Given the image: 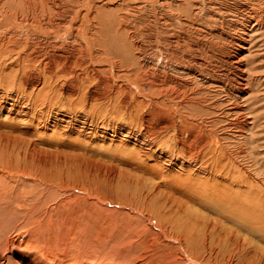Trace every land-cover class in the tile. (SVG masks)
I'll return each mask as SVG.
<instances>
[{
    "label": "rangeland",
    "instance_id": "rangeland-1",
    "mask_svg": "<svg viewBox=\"0 0 264 264\" xmlns=\"http://www.w3.org/2000/svg\"><path fill=\"white\" fill-rule=\"evenodd\" d=\"M0 1L3 3L0 13L3 14L5 8L12 10V19L8 24L0 27L5 31H3L5 35H0V40L2 39L0 44L3 45L0 48V71L2 72H0V264H30L28 255L31 252L38 251L39 246L46 245L48 239H57L59 237L58 230L56 228L51 231L45 229V220L42 221L44 225L42 229L36 231L31 229L34 222L47 217L51 209L66 200L82 202L76 215L83 214L86 217L84 222L87 223V226L85 224L82 226L86 232L90 233L88 234L90 236H83L81 240L85 243L83 244L85 254L91 257L88 260L90 264H98L97 261H105V264H107L114 258H121L122 260L119 259V262L122 261L124 264H142L141 262L138 263L141 255L147 251L153 239H156L159 235L158 217L167 226H169L168 219H175V223L178 221L186 224L199 222L196 226L197 232H195L197 239L201 242H205V239H207L206 242L209 247H216V251L219 252L218 257H221L219 260L223 263L227 252L219 246L230 242L233 248L236 234L249 242H247V249H244V254H241L243 259L240 264H247L249 259L256 257L257 254L264 255V251L254 244L255 242L264 248V240L261 241L259 235L250 232L247 226L242 225L241 227L235 224L234 222L239 223L241 221H232L226 210L228 205L221 206L222 209L219 210L220 208L214 206L215 201L205 196L203 191L206 190L210 178L207 177V172L203 168L208 167L210 169L212 161L204 158V156H199V148L196 149L195 145L189 147L188 144L185 148V146L182 147L179 144L180 129L178 121L176 126L165 128L159 119V121L156 118L154 120L150 115V111L147 112V108L151 110L148 105L149 98L135 86L134 75L127 71L135 58L138 57L140 49L147 54L149 53L148 56L153 58L154 47H160L159 42H154L159 37L156 34L157 39L155 37H153L155 40L144 37V40L141 36L139 37L140 40H137L138 45L134 46L133 39H127L117 33L116 30L119 25L116 23V16L118 13L129 11L130 20L136 19L138 21L139 19L136 16H140L142 18L140 20L145 23L149 20L146 12L152 11V9H145V14L142 6L144 4L141 0H122L121 2L125 4L129 2L128 6L125 5L123 8L119 0H117L118 2L116 0H106L109 5L104 2L105 0H96L93 4V10L88 16L89 19L86 18L85 21H82L80 18L73 24L69 23L73 25V29L80 30L79 38L76 40L75 38H67L73 29L71 28L67 33L68 25L64 20L59 25L60 27L63 25V27L57 30L55 28L44 30L42 26H37V37L35 38V34L30 35V38H35L40 43L38 47L43 54L38 52L37 56L33 55L36 54L33 52L34 50L25 51L24 49L22 52L24 46L19 47L27 27H29V23L23 20L21 12L16 10L20 6L14 0ZM110 1L112 3H109ZM111 5L113 6L111 7ZM139 6H142V12H139L138 9L135 10L136 12L133 11L134 8ZM84 8L78 9V11H81V15L84 14V11H87ZM234 8L242 10L239 6ZM95 9H97L96 12H94ZM156 11L159 12L157 9L154 10V12ZM260 12L261 10L258 11V13ZM247 13L246 24H251V22L254 24L258 16H254L250 12ZM233 16H231L232 20L244 21L242 16ZM1 20L3 22V18ZM69 20L70 18L67 19V21ZM94 24H97L96 27ZM234 24L239 23L234 21ZM144 25L147 26V23ZM42 30L47 31V33H42ZM88 31L89 33H87ZM93 33L98 34L101 42L92 40L88 44L85 35H92ZM45 35L47 36L45 37ZM58 37L64 39L63 42ZM54 38L58 39L54 40ZM213 39L218 40L223 48L228 45V48L226 47L223 50L225 53L231 50V42L224 36L218 39L213 37ZM30 40L28 39L29 45L32 44ZM54 41L57 44L62 42V45L48 46L50 42V44L53 43L52 45L56 44ZM67 41L69 43L75 41L74 44L77 46L78 54L76 53V59L71 65L72 69L66 66L67 61L62 55L68 47L69 43ZM234 42L236 43L234 45L235 50L241 54L242 63L236 64L238 68L234 69L231 65L233 63L225 61V53H221L223 56L217 54L216 69L218 68V74L223 76L225 80H233V83H235L238 78V83L247 86V92L244 94L243 100L238 96L233 99L229 97L230 93L226 94L224 92L226 90L221 88L223 84H220L219 80L216 79L218 82L213 83V85H203L201 92L207 101L203 105H196L193 112L204 117H210L209 114L214 115L216 113L217 132L222 137H220L222 139H220L221 145L223 144L222 150L226 149V152L223 153H227L226 156H229L228 152L239 154V156L235 155L238 170L244 168L253 172L257 171L262 177L261 185L264 187V27L254 31L245 45L236 38ZM139 44L141 45L139 46ZM149 44H151L149 46L151 50H148V46H146ZM85 45H88L89 54L86 52L87 46ZM29 48L32 49V47ZM55 48L56 51H54ZM47 50L49 55L48 53L45 54ZM24 51L33 53L31 59L30 56L28 59ZM95 52L96 54H94ZM21 53L22 55H20ZM85 53L87 54L85 55ZM42 55L45 56L41 58ZM88 55L91 56L88 57ZM104 55L106 56L104 57ZM48 58H50L48 62L46 61L48 65H45L43 61L45 62V59L48 60ZM83 58L88 59L84 60ZM112 58L113 60H116L115 58H117V61L119 60L115 66L109 64ZM21 59L22 61H20ZM39 60L41 61L39 62ZM79 60L83 62L79 63ZM85 61L87 66H85ZM81 63L82 66L78 65ZM89 63L92 64V67ZM118 64L123 67L120 68ZM86 71L89 76L85 74ZM220 71L222 72L220 73ZM99 74L101 78H99ZM107 75H109L108 78L112 84L108 85L109 79H104ZM116 80L118 84H116ZM125 85H128V87H124ZM79 86H82L83 89ZM110 86L112 92H110ZM219 86L222 93L217 91ZM107 88L109 89L107 90ZM116 88L118 94L117 92L114 93ZM147 91L148 89L145 88V92ZM132 94L134 99L136 97V101L133 99ZM142 95L145 97L144 99ZM139 99L144 102L141 103ZM221 99H226V102L220 101ZM144 104L149 107H144ZM131 105L141 114L136 113V115L135 112H132L135 110ZM136 105L137 107H135ZM243 106L245 109H241ZM144 110L146 113L143 112ZM135 115L137 117L134 118ZM147 117L153 120H149ZM245 118L249 119L248 122L250 121V124L246 127L241 123ZM137 121L139 123H136ZM142 121L143 123H141ZM173 132H178V135ZM237 173L238 171H235L234 175L237 176ZM254 182V185L258 184L257 181ZM69 184L80 186L84 191L77 188L75 190L69 189L72 188ZM67 186L69 187L67 188ZM154 186L157 187L155 190H153ZM88 190L90 191L89 194L86 193ZM147 192L148 198L144 202L142 198L143 195L146 196ZM96 196L101 201V203L98 202V205L95 203L97 201ZM88 198L92 203H88ZM23 199L26 201L24 202ZM22 201L28 208L27 210L22 208ZM130 202H132L131 205L128 204ZM152 205L157 206L155 208H158V217L153 215L152 207H150ZM144 207L146 210H144L143 215ZM66 214L65 211L63 213L60 211L54 219L66 216ZM107 217L114 220V222H111V227L104 221ZM101 224L107 226L108 229L103 232L100 228V232L107 234L112 232V237L109 240L97 243L93 240L95 238L91 236L92 233H99L97 230ZM142 231L145 232L144 239L139 236ZM231 237L232 241L229 240ZM129 238L135 241L127 243V248L124 249L123 253L118 252V247L127 242L126 239ZM222 239L226 243L220 242ZM250 239L253 243H250ZM16 251H20L21 255H18ZM183 251V247L179 248L176 241H166L157 250H151V253L147 252L150 253L149 255L152 254L148 259L152 262L148 263L172 264L175 258L178 260L176 256L181 255L182 257ZM120 254L121 256L116 257ZM40 255L39 258L41 259L42 256ZM173 255L174 257L171 259ZM195 256L192 254L185 255L182 262H175V260L173 264H218L217 259L209 263L208 259H195ZM31 260L35 264H41L33 258ZM70 262L71 260L68 259L60 261L62 264H69ZM236 262H239V258Z\"/></svg>",
    "mask_w": 264,
    "mask_h": 264
},
{
    "label": "bare ground",
    "instance_id": "bare-ground-1",
    "mask_svg": "<svg viewBox=\"0 0 264 264\" xmlns=\"http://www.w3.org/2000/svg\"><path fill=\"white\" fill-rule=\"evenodd\" d=\"M95 1L96 0H14V2L20 6V7H17L16 10L18 12H21V16H22L23 20H25V21H27V23H29V27H27L28 31L27 30H26V32L24 31L25 33H24V37L22 38L23 40L20 41L21 45L20 44H19L20 46L18 44L17 45L19 47L24 46V48L22 47L23 48L22 52L24 49H25V51L26 50H32V51L34 50L33 52H35L36 54H33L30 51H28V52L24 51L25 54L27 55L28 59H29V56L31 59L32 54L37 55V54L41 53L40 52L41 50L38 47V45H40V43L38 40H35V38L37 37V34H36L37 26H42L44 28V30H49L50 28L51 29L55 28V30H57V29H60L63 27V25H61V27L59 25L63 22L62 20H64L67 22V25H68V29H67L68 32L67 31L66 32L69 33V30L73 27V25H71V24L80 20V18L82 19V21L83 20L85 21L86 18L89 19L88 16H90L89 14L93 10V6H94L93 4ZM111 1L109 3H112ZM119 1H120L119 3L122 5V8L125 5L128 6V4H129V2H128V4H125L124 2H121L122 0H119ZM141 1L143 2L142 4H144V5H142L143 9H144V13H145V9L146 10L148 8L152 9V11L150 10L149 12H146L148 14L145 13L148 16V17L147 16L146 17L149 18V20L147 22H145V23H147V26L144 25L145 23H143L140 20V19H142V18H140V16L135 15L137 17V19H139L138 21L134 18H133L134 20H130V18H129L130 14H129V11H127L125 13H118L117 14L116 23L119 25L118 26L119 28H117L116 31H117V33L126 37L127 39H133L132 41H133L134 46L138 45L137 40H140L139 37L142 36L143 37L142 39H144V37L145 38L149 37V39L150 38L154 39L153 37H155V35L158 34L159 39L154 41V42L155 43L159 42L160 47H157V48H156V46L154 47L156 50L154 49L155 53H153V58H150L148 56L149 53L147 54V53L143 52L142 49H140L138 52V57L135 58V61L132 62L133 63L132 65L129 64L130 67H128V69H127L128 72H130L131 74L134 75L133 80H135V83H136L135 86L140 90V92L146 94V96L149 98V101H148L149 104H148V102H146L147 100L145 101V103H147L150 106L151 110L147 108V112L149 110L150 115L154 118V120H155V118L157 120L159 119L160 122L163 123L165 128H168L171 126H176L177 121L179 122V125H178L179 129H180V137H178L179 142H180L179 144H181L182 147L185 146V148L188 144H189V147H192L195 145L196 149L199 148V151H198L199 156H204V158H208L209 160L212 161V165H211L210 169H208V167L203 168L207 172L206 173L207 177L210 178V182L207 183V187L205 188L206 190L203 191L205 193V196L213 199L215 201L214 206H216L217 208H220L219 210L222 209L221 206L228 205L226 210L230 214L229 217L232 219V221H237V220H238V222L241 221V222H239L240 224L234 222L235 224H238L241 227H242V225L247 226L248 229L250 230V232L255 233L256 235H259L258 237L261 238V241L264 240V187L261 185L262 177L257 173V171L253 172V171H250L248 169L245 170L244 168H242L243 170H238V167L236 165L237 162L235 160V155H237V154L228 152L229 156L228 155L226 156L227 153L226 154L223 153L226 149L224 151L222 150V145H223V144L221 145V140H222L221 138L222 137L220 136V133L217 132L216 122H215V119L217 117L215 115L216 113L214 115L209 114L208 116H210V117H204V116H200L199 114H196L193 112V108L196 105H199V104L203 105V103L204 102L206 103V101H207L206 97L201 92L203 85H213V83L218 82V81H216V79L219 80L220 84L221 83L223 84V87L221 85L220 86L222 89H225L227 91V92L226 91H224V92L226 94L230 93L228 95L229 97H232V99H233L235 96H238L241 100H243V96L247 92L246 91L247 86H244V84L238 83L237 82L238 78L237 79L235 78L236 82L233 83L234 82L233 80L227 81L223 78V76H220L218 74L219 70H218V68L216 69V67H217L216 66L217 54H220V55H221V53L224 54L225 51H223V50L228 45H226V47L224 46V48L221 47V44H219V41L216 39H213V37H216L218 39V38L224 36L225 38H227L231 42V44H230L231 46L229 45L231 47V50L230 51L228 50L229 52H226L224 55L226 58L225 61L229 62V63H233V64H231L232 67L234 69H237L238 68L237 65L242 63L241 62L242 59H240L241 54L238 53L239 51L237 52L235 50L236 48L234 47V45L236 43L234 42V39L236 38V40H239L242 44L245 45L246 42L249 40V38H251L254 31L264 27V0L263 1L262 0H141ZM228 1H230V2H228ZM104 2H106V0ZM106 3H107V5H109L108 2H106ZM120 4H117V5H120ZM112 6L113 5H111V7ZM142 6L141 7L139 6L137 8L133 7L134 8L133 11L138 9L139 12H142ZM235 6H239V8H242V10L240 11L238 9H235L234 8ZM2 7H3V3H1V1H0V8H2ZM84 7L86 8L87 11H84V14L82 13L83 15H81V11H78V9H81ZM129 8H131V7H129ZM156 9L159 10V12L158 11L154 12V10H156ZM96 10L97 9H95L94 12H96ZM259 10H261L260 13H258ZM244 11L250 12L254 16H258L257 21L254 22V24H252V22H251V24H246L245 18H246L248 13L247 12L245 13ZM130 13H132L131 10H130ZM149 13H150V15H149ZM152 13H154V14H152ZM133 14H135V13H133ZM0 15H1L0 27H2V25L8 24L9 21L12 19L11 18L12 17V10L5 8L3 10V14L0 13ZM31 15H32V17H30ZM132 15H131V17H133ZM233 15L234 16H242V19L244 21L242 20L243 22H240L238 20H232L231 16H233ZM149 16H151V17H149ZM143 17H145V16H143ZM1 18H3V22L1 20ZM68 18H70L69 21H67ZM129 20H130V22H129ZM249 20H251V19H249ZM17 21L19 22L18 19H17ZM234 21L239 23V24H234ZM94 22H95V20H94ZM247 22H249V21H247ZM69 23H71V24H69ZM132 23H133V25H131ZM42 24H44L45 26ZM83 25H85V24H83ZM94 25L96 27L97 24H94ZM227 25L228 26L230 25L231 27L230 26L228 27ZM74 28H76V27H74ZM87 28H90V27H87ZM44 30H42V33L46 34L47 31L44 32ZM3 31L4 30L2 28H0V35H5V33H4L5 31L4 32ZM87 33H89V31ZM32 34H35V38H30V35H32ZM69 34H70V36L67 37L68 39L69 38H75V40H76L77 38H79L78 36L80 34V30L79 29H73ZM47 35H45V37ZM38 36H40V35H38ZM85 36L87 37V40H88L87 43L88 44H90L89 42H91L92 40H98L97 42H101L100 38H98L97 33H93L92 35L87 34ZM244 36H246V37H244ZM58 38H54V40H57ZM67 38H66V40H68ZM155 38L157 39V37H155ZM28 39H31L30 42L32 44L29 45ZM149 39H148V41H149ZM60 40H62V42H63L64 39H60ZM225 41H227V40H225ZM33 42L38 43V44L35 45ZM62 42L58 43V44L55 42L56 44H54V45H52L53 43L50 44L51 43L50 42V43H48V46H52V47L53 46L56 47V45L61 46ZM74 42H72V43L68 42L69 44H68V47L65 49L66 51H63V53L66 52L65 54H63L61 52L67 61V64H66V61L64 63L66 64V66L68 68H71V65L74 63V59H76L77 46L74 44ZM102 42H104V41H102ZM151 42L153 43L152 40H151ZM16 43H18V42H16ZM141 43H143V41H141ZM140 45L141 44H139V46ZM150 45L151 44L146 45V46H148V50L151 48V47H149ZM48 46H46V47H48ZM85 46H87V51L86 50L85 51L87 53L90 52V51H88V45H85ZM85 46H84V48H86ZM1 47H3V45L0 44V48ZM29 47H32V49H30ZM91 47H92V45H91ZM78 48H79V46H78ZM84 48H82V49L84 50ZM56 50L57 49L55 48L54 51H56ZM62 50H64V49H62ZM89 50H91V49H89ZM0 51H1V49H0ZM85 51H83V52H85ZM83 52H81V53H83ZM98 52H102V51H98ZM47 53L49 55L48 50L45 54L47 55ZM87 53H85V55ZM41 54H43V53H41ZM94 54H96V52ZM20 55H22V53ZM91 55H88V57ZM37 56H35V57H37ZM39 56H41V55H39ZM44 56L42 55L41 58H43ZM52 56L54 57L55 55H52ZM105 56L106 55H104V57ZM221 56H223V55H221ZM82 57H83V55H82ZM22 59L20 61H22ZM36 59H38V58H36ZM49 59L50 58H48V60L45 59V62L43 61V63H45V65H46L47 64L46 61L48 62ZM55 59H56V57H55ZM78 59H79V57H78ZM86 59H88V58H86ZM86 59H84V60H86ZM115 59L116 60H113V58L110 59L111 61L109 62V64L111 63V64H113V66H115L119 61V60L117 61V58H115ZM54 60H52V61H54ZM40 61L41 60H39V62ZM52 61H51V63H52ZM31 62H33V60H31ZM80 62H83V61L79 60V63ZM120 63H122V62H120ZM2 65H4V64H2ZM78 65L82 66V63L78 64ZM89 65H90V63H89ZM91 65H90V67H92ZM85 66H87L86 61H85ZM36 67H38V66H36ZM49 67H50V65H49ZM121 67H123V66H120V68ZM40 68H42V67H40ZM52 68H54V67H52ZM79 68L81 69L80 66H79ZM242 68H240V69H242ZM82 69H84V68H82ZM93 69H96V68H93ZM171 71H173V72H171ZM88 72H89V70H88ZM93 72H95V71H93ZM98 72H99V70H98ZM221 72L222 71H220V73ZM85 74H87V71ZM96 74H97V71H96ZM35 75L39 76L37 74H35ZM226 75L228 76V73ZM101 76L103 78V74ZM101 76L99 74V78H101ZM108 77H109V75H107L106 78H104V79H107ZM111 80H113V78H111ZM25 81H26V79H25ZM27 82H29V81H27ZM108 82H109L108 85L112 84L110 82V79L108 80ZM115 82H116V84H118L117 80ZM123 82H124V80H123ZM71 85H73V84H71ZM121 85H123V84H121ZM121 85H119V86H121ZM220 86H219V89L217 91L222 93V91H221L222 89H220ZM75 87H74V89H75ZM79 87H81V89H83L82 86H79ZM124 87H128V85L127 86L125 85ZM117 88H116L117 91L115 90L114 93L117 92V94H118ZM132 88H133V86H132ZM145 88L148 89L147 92H145ZM108 89L109 88H107V90ZM90 90H91V88H90ZM97 90H100V89H97ZM110 90H111L110 92H112L111 86H110ZM119 90H120V88H119ZM91 91H93V90H91ZM104 91H106V90H104ZM104 91H102V92H104ZM87 93H88V91H87ZM89 94H91V93H89ZM95 94H97V93H95ZM100 95H101V93H100ZM96 96H99V95H96ZM136 96H138V95H136ZM142 96H141V98H142ZM144 98L145 97L143 96V99ZM223 98H225V97H223ZM133 99H134V95H133ZM135 99H136V97H135ZM245 100H246V98H245ZM142 101L143 100L141 99L140 102L142 103ZM220 101L226 102V99H221ZM140 102H138V103H140ZM256 102H253V103H256ZM147 104H144V107H149V106H147ZM137 105L135 107H137ZM236 105H238V104H236ZM131 107H132V105H131ZM132 108H134V107H132ZM138 109H139V106H138ZM241 109H245V107L243 106V108H241ZM133 110H135V108ZM229 110H231V109L229 108ZM132 112H135V114L136 113L139 114L138 110L137 111L135 110ZM143 112H145V110ZM133 115H134V113H133ZM136 115L133 117L134 118L137 117ZM138 118H140V117L138 116ZM141 118H143V117H141ZM147 118L149 119V117H147ZM150 119H152V118H150ZM248 120L249 119L245 118V120L241 121V123H243L244 127H246L247 125L250 124V121L248 122ZM143 121L141 123H143ZM150 122H152V121H150ZM136 123H139V122L137 121ZM157 124H159V123H157ZM175 129H177V128H175ZM176 133L178 135V132H176ZM176 133H174V134H176ZM181 136H183V138H181ZM165 137H166V135H165ZM200 153H202V154L200 155ZM237 156H239V154ZM226 160H228V162H226ZM235 171H238L237 176L234 175ZM254 181H257L258 184L254 185L253 184ZM263 181H264V178H263ZM72 185L73 184H69V186L72 187L69 189L75 190V188H77L78 190L84 191L83 188H81L80 186L73 185L74 186L73 187ZM69 186H67V188ZM154 187L155 188H153V190H155L157 188L156 186H154ZM89 192H90L89 190L86 191L87 194H89ZM142 192L144 193V191H142ZM133 193H135V192H133ZM260 193H262V194H260ZM136 195H137V193H136ZM147 195H148V192H147L146 196L143 195L142 200H144V202L148 198ZM22 197H24V196H22ZM64 197H65V195H64ZM92 197H93V195H92ZM137 197H138V195H137ZM96 199H97V201L95 203H97V205H98V202L101 203L98 196H96ZM23 201L25 202L26 200L23 199ZM23 201L21 203V205L23 206L22 208H24V210H27L28 208L25 206V204H23L24 203ZM88 201H89L88 203H92V202H90L91 201L90 198H88ZM141 202H143V201H141ZM131 203L132 202H130L128 204L131 205ZM81 204H82V202L78 201V200L63 201V202L59 203L58 205H56L55 208L51 209L49 211V215L47 217H44L43 219H39L33 223L34 225H33V228L31 229L32 231H36L37 229H42L43 226L45 225V229H48L49 231L56 228L58 230L57 233H59V237L55 240L48 239L46 245H43L42 247L39 246L38 251L31 252V254L28 255L30 264L31 263L35 264V262H33L31 260V258L35 259L36 261H38L41 264H62V263H60V261H64V259L71 260V262L69 264H90L88 262V260L91 259V257L85 254L84 245H83L85 243H83L81 240V238H83V236L84 237L90 236V235H88L90 233H88V231L86 232L82 226L84 224L85 225L87 224L86 222H84L86 220V217H84L83 214L82 215H78V214L76 215L77 210L80 208ZM150 207H152L151 209H152L153 215L158 217L159 216L157 214L158 208H155L157 206L152 205ZM171 209H172V207H171ZM113 210H115V209H113ZM144 210H146L145 207L143 208V211H142L143 215H144ZM60 211H62V213L65 211L67 213L66 216L56 217V219H54V217L58 213H60ZM90 214H91V212H90ZM158 219H159L158 229L160 230L159 235L156 239H153L150 246L147 248V251H145L144 254L141 255V258L139 259L138 263L141 262L142 264H149L150 262H152V261L148 260L150 258V256L152 255V254L149 255L151 253V250H153V251L157 250L160 246L164 245V243H166V241H176L178 243V247L179 248L183 247V249H184V251L182 253V257H181V255H178V256L175 255L178 260H176V258H175L176 261L173 260V262L174 261L175 262L178 261L179 263L182 262V260L184 259V256L188 255V254H192L193 256L196 255L195 259H200V258L205 259L206 258V260L208 259L209 263L213 262L214 259H217L218 264H240V261L243 259L241 254H244V249H247V242L248 241H246L247 239H245V238H241L237 234H236V241L233 242V246H234L233 248H232L230 242L226 245H223V246L218 245L220 248H224L227 252L226 257H225V261L223 260L224 261V263H223L222 261L219 260L221 257H218L219 252L216 251V249H217L216 247H213V246L209 247L208 246L209 244L206 242L207 239H205L206 241L204 240L205 242H201V241H199V239H197L195 232H197L196 226L199 222L198 223L195 222L196 224L193 222L192 223L189 222L186 224L185 222L182 223L181 221H178L177 223H175V221H176L175 219L174 220L168 219L167 222L169 223V226H167L164 223V221L161 220L160 217H158ZM43 220H45L44 225L42 223ZM104 221H105V223L107 222V225L109 227L112 226L111 222H114V220L110 217L105 218ZM115 223H117V222H115ZM100 228L102 229L103 232L106 229H108L107 226H104L101 224V226L97 230V232H99V233H92L91 237L95 238L93 240L97 243L101 242L103 240H105V241L109 240L112 237V234H111L112 232H108V234L107 233H101ZM247 230H245V231H247ZM142 233H143V235H142ZM102 234H104V235H102ZM203 235H205V234L203 233ZM139 236H142V239H144L145 232L142 231L141 234L139 233ZM165 237H166V239H165ZM253 237H254V235H253ZM229 240L232 241L233 240L232 237L229 238ZM126 241L127 242H125L120 247H118V249H119L118 252L123 253L124 249L127 248L126 244L127 243H133L135 240L134 239L130 240V238H129V239H126ZM140 241H141V239L139 240V242ZM249 241H250V243H253V241L251 239ZM220 242L226 243L225 241H223V239ZM254 244L257 248L262 249L264 251V248L261 245L255 243V242H254ZM16 252L18 255H21L20 251H16ZM147 252H150V253H147ZM40 253H41V255H40ZM215 253H216V255H215ZM39 255L42 256L41 259L39 258ZM119 256H121V254L116 255V257H119ZM255 256L256 257H252L251 259H249L247 264H264V255H258L257 254ZM84 257H86V258H84ZM173 257H174V255L172 256L171 259H173ZM238 258H239V262H236L238 260ZM119 259L122 260L121 258H119ZM119 259L114 258L111 260V262H109V263L107 262V264H124V262H122V261L119 262ZM156 260H157V258H156ZM97 262H99L98 264H105V261H102V262L97 261ZM173 262H172V264H173ZM211 264H213V263H211ZM242 264H244V263H242Z\"/></svg>",
    "mask_w": 264,
    "mask_h": 264
}]
</instances>
